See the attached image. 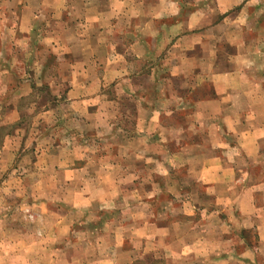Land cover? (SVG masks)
Listing matches in <instances>:
<instances>
[{
	"label": "crops",
	"instance_id": "1",
	"mask_svg": "<svg viewBox=\"0 0 264 264\" xmlns=\"http://www.w3.org/2000/svg\"><path fill=\"white\" fill-rule=\"evenodd\" d=\"M25 3H40L41 17L50 10L76 11L77 4L84 6L78 7L85 20L83 35L74 33L79 37L68 42L74 67L82 70L70 98L77 89L83 90L81 96L87 95L88 86L118 87L117 108L110 106L112 100L103 89L93 96L100 99V106L88 112L87 119L76 120L83 128L69 129L81 137H95L96 148L101 149L98 162L75 166L72 159L70 167L62 169L61 158L49 161L43 159L45 154L38 156L36 162L43 159L55 170L48 176L51 186L54 189L62 181L60 192L71 188L76 209L83 206L116 214L120 196L127 190L138 195L137 200L143 197L146 201L137 205L143 204L145 214L138 217L143 221L134 229L145 240L144 251H152L157 242L178 244L181 249L144 255L136 248H122L124 241L116 238L112 254L85 251L76 257L59 246L74 236L72 217L66 234H52L51 250H41L46 240L35 241L33 253L1 241L0 264L87 260L94 264H264V0ZM97 59L103 60L101 70ZM26 94L17 92L16 99ZM25 115L16 108V119L7 124L16 128ZM25 133L22 126L18 135H6L0 152L1 176L14 160L16 146L20 150L27 146ZM40 133L31 141L34 147L46 132ZM76 172L86 175L87 185L75 181ZM66 175L72 178L61 180ZM156 176L163 180V188L156 186ZM125 179L131 184L127 188ZM142 182L148 188L140 193ZM161 191L170 205L178 203L177 209L166 205L170 217L163 227L157 225L155 214ZM43 203L47 211L48 203ZM177 230L181 233L176 235ZM158 236L163 239L158 241ZM99 240L84 239V246H100ZM140 240L134 246L141 245ZM19 242L28 243L23 238Z\"/></svg>",
	"mask_w": 264,
	"mask_h": 264
},
{
	"label": "rangeland",
	"instance_id": "2",
	"mask_svg": "<svg viewBox=\"0 0 264 264\" xmlns=\"http://www.w3.org/2000/svg\"><path fill=\"white\" fill-rule=\"evenodd\" d=\"M24 3L25 0H8L7 3L0 4V152L6 135L12 133L14 136L18 135L22 126L26 129L24 139L27 145L25 147L22 143L24 148L21 150L16 146L14 160L5 174L3 176L0 174V242L3 241L4 245L6 243L11 246L19 245L20 250L25 249L33 253L37 251V248H34L35 241L46 240L47 244H42L41 250L44 251L45 248V250H51V239L54 236L52 234L56 231L61 235L66 234L73 217L76 221L75 226L72 227L74 236L59 245L67 254L70 252L76 257L85 251H88L87 255L92 254V251H106L112 254L116 249L114 246L116 238L124 241L122 248L126 250L136 248L137 251L144 252V255L156 253L154 255L160 256L171 252L179 253L180 245L175 244L171 247L158 242L151 245L152 251H144L145 240L138 238L134 229L136 223L138 225L143 221V218L140 221L138 217L145 214L143 204L137 205L139 203L137 201H146L143 197L137 200L138 195H133L127 190L125 195L120 196V208H117L119 210L116 214L115 210L107 211L99 208L84 210L83 206L76 209L74 195L73 197L69 195L71 188H63L60 192L59 185L62 181L61 183L57 181L54 189L51 186L53 182L48 180V176L54 174L55 170L50 166V162L46 164L43 159L50 161V159L61 158L64 161L61 163L62 169H68L72 159H75V166L99 161L98 155L101 149L96 148L95 137H81L69 129L83 128V125L76 120L81 116L87 119L88 112L100 106L98 102L100 99H93V96L99 95L103 89L112 100L110 106L117 108L119 106L116 91L118 87L104 84L98 89L97 85H87L89 87L87 95L81 96L80 93L83 90L77 89L73 94L74 98H70V91L74 87L76 77H80L76 75L81 74L82 70L74 67L75 59L68 42L73 37H79L74 36V33L83 35L85 20L78 7L84 6L77 4L76 11L74 9L71 11L60 9L57 12L50 10V12H44L41 17L40 3H25V6ZM27 4L30 5L28 8H26ZM22 6L25 8L22 9ZM35 17H39L40 20H36ZM102 63V59L96 60L99 70L102 69ZM17 92L27 94L17 100ZM88 97L92 99L86 102ZM127 103L130 102H126L125 105ZM16 108H22L26 115L23 116L25 120L22 125L18 123L15 128L14 124L7 123L16 119V116L14 117ZM88 120L90 121L89 118ZM39 132L46 133L43 135L42 142L34 147L31 141ZM53 134L56 135V141ZM20 137H16L17 141ZM109 140H116V138ZM40 154L45 156L41 161L36 162ZM92 169L93 167L90 171ZM84 176L86 175L80 172L75 173V181L82 183V187L87 185L88 180ZM70 178H72L71 175H66L65 179L61 177V180ZM155 180L156 186L163 188V180L159 176H156ZM124 183L126 188L131 185L128 179H125ZM147 185V182L142 184L143 190L140 188V193L147 190ZM161 192L156 200L155 214L157 225L163 227L166 219L170 217L166 216L168 213L166 205L177 209L178 203L174 202L170 205V199L163 191ZM71 198H73L72 201ZM44 201L48 203L47 211ZM72 208L76 209L74 213L71 211ZM174 233L177 235L181 233V230ZM21 238L28 243L17 244V240ZM92 238L93 241L100 239L98 242L100 246L94 244L90 249L87 243L85 247L84 239ZM138 239H141V245L138 242L134 246ZM160 239L163 238L159 237L158 241ZM134 254L137 255L136 251ZM93 261H76L75 263L94 264ZM126 261L125 258L123 262ZM95 264L105 263L95 261Z\"/></svg>",
	"mask_w": 264,
	"mask_h": 264
}]
</instances>
